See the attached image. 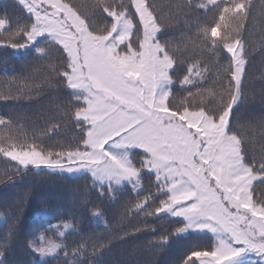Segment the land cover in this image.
<instances>
[{"label": "snow or ice", "instance_id": "snow-or-ice-1", "mask_svg": "<svg viewBox=\"0 0 264 264\" xmlns=\"http://www.w3.org/2000/svg\"><path fill=\"white\" fill-rule=\"evenodd\" d=\"M18 2L28 21L12 27L7 15L0 17V43L33 49L39 59H50L49 49L59 46L63 63L50 68L75 99L72 115L81 135L74 147L59 150H38L35 141L25 150V144L0 135V153L25 168L89 173L100 195H115L114 186L121 185L143 189L148 174L155 192L143 194L132 208L179 218L177 234L211 233L215 239L214 246L193 247L181 264H253L251 255L258 258L255 264H264V199L253 200V182L264 184V157L248 158L244 137L231 123L242 96L247 60L239 33L250 0L187 5L213 13L210 22L196 25L195 43L211 55L230 54V78L220 91L202 83L207 67L199 59L187 61L186 74L174 81L176 54L161 43L162 25L148 0H95L94 14L107 21L103 27L71 2ZM41 38L47 47L40 46ZM174 84L187 92L178 106L169 99ZM194 97L200 100L195 106L189 100ZM0 125L10 128L11 122L0 118ZM53 228L63 237L74 225L65 221ZM161 239L167 242V236ZM9 243L6 239L0 249ZM89 246L95 252L102 244L82 240L69 246L43 234L29 243L39 257L62 252L72 264Z\"/></svg>", "mask_w": 264, "mask_h": 264}, {"label": "trees", "instance_id": "trees-1", "mask_svg": "<svg viewBox=\"0 0 264 264\" xmlns=\"http://www.w3.org/2000/svg\"><path fill=\"white\" fill-rule=\"evenodd\" d=\"M76 5L82 16L96 27L107 23L95 15V0H63ZM162 25L161 43L176 54L174 81L186 74L187 61L199 59L207 67L206 88L221 90L227 84L232 67L230 54L221 50L215 55L195 43L198 23L210 22L213 13L189 10V0H148ZM195 5L197 0H191ZM248 18L239 36L244 44L247 63L241 82L242 96L233 108L231 123L241 136L248 158L264 157V0H250ZM7 15L11 26L27 22L28 15L18 0H0V17ZM223 31V30H222ZM134 39V38H133ZM40 46L47 47L41 38ZM50 59H39L33 49H14L0 43V118L11 122L0 125V135L11 137L18 145L35 141L39 149L59 150L74 147L81 130L72 115L75 99L70 90L51 71L50 65L63 63L58 45L49 49ZM183 61V63H181ZM196 91V89H193ZM187 92L174 84L170 102L178 106ZM195 106L199 97L189 98ZM211 102V101H209ZM19 150V149H18ZM143 189L130 185L115 187V195H100L90 174L70 175L48 168H25L0 153V244L10 243L0 264H72L63 253L39 257L29 243L41 234L57 242L74 246L80 241L100 245L95 252L89 246L77 264H181L195 246H214L211 233H176L179 218L165 214L147 216L131 206L149 190L155 192L154 179L145 174ZM140 193L141 195H138ZM264 199V184L253 182V200ZM151 203V201H150ZM98 209L100 215H94ZM69 222L73 229L56 234L53 225ZM167 236V242L161 238ZM255 264L258 258L249 257Z\"/></svg>", "mask_w": 264, "mask_h": 264}, {"label": "rangeland", "instance_id": "rangeland-1", "mask_svg": "<svg viewBox=\"0 0 264 264\" xmlns=\"http://www.w3.org/2000/svg\"><path fill=\"white\" fill-rule=\"evenodd\" d=\"M17 162V161H16ZM28 166H33V167H35L34 165H28ZM42 167H45V168H47L46 166H44V165H41L39 168H42ZM37 168V167H36ZM61 172V171H60ZM66 173H68V174H70V175H75V174H78V173H83V172H72V173H69V172H66ZM87 174H89V173H87ZM91 176V175H90ZM161 214H164V213H161ZM203 233V232H202Z\"/></svg>", "mask_w": 264, "mask_h": 264}]
</instances>
